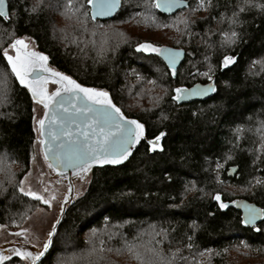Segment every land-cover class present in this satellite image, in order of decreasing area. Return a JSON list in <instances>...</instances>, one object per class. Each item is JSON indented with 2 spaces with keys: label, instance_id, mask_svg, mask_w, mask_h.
I'll use <instances>...</instances> for the list:
<instances>
[{
  "label": "trees",
  "instance_id": "trees-1",
  "mask_svg": "<svg viewBox=\"0 0 264 264\" xmlns=\"http://www.w3.org/2000/svg\"><path fill=\"white\" fill-rule=\"evenodd\" d=\"M186 1L188 9L167 16L155 0H121L119 12L107 21L91 19L87 0L79 5L91 25L125 24L131 16L148 25L144 16L150 14L153 28L161 30L188 15L182 38L169 44L186 51L174 72L157 52L137 51L149 40L120 45L108 38L102 47L84 36L55 34L53 15L64 14L68 0H8L9 18L0 17V159L11 172L0 180V227L21 226L43 206L19 190L32 166L37 133L31 96L4 59L15 38L32 39L53 67L109 92L127 117L146 126L148 139L164 133L161 149L144 141L125 164L92 172L40 264H59L70 253L80 254L74 264H162L161 255L163 264H264V219L245 226L236 208L245 199L264 212V10L246 8L230 25L228 17L243 0H212L198 17L191 13L198 0ZM232 31L238 38L226 43L222 33ZM225 56L235 57L234 63L223 67ZM208 75L215 82L211 98L182 105L173 99L176 89L211 82ZM233 167L237 172L229 177ZM63 234L70 235L66 255ZM118 252L124 256L117 258Z\"/></svg>",
  "mask_w": 264,
  "mask_h": 264
},
{
  "label": "snow or ice",
  "instance_id": "snow-or-ice-1",
  "mask_svg": "<svg viewBox=\"0 0 264 264\" xmlns=\"http://www.w3.org/2000/svg\"><path fill=\"white\" fill-rule=\"evenodd\" d=\"M68 2L70 3L71 0H68ZM87 2L94 7V15L104 14L109 4V0H87ZM166 3L170 7L175 3V0H166ZM3 4L4 0H0V17L8 19L9 17L3 11ZM156 6L159 7V3H157ZM211 7L212 0H198L197 8L193 9V11L208 10ZM236 7L238 11H233L232 16L228 17L230 25L239 22L240 13H243L246 8L251 9L256 7L264 10V5L255 3V0H243V3L238 4ZM33 11H35V9H33ZM221 20H223V14H221ZM183 23L187 25L189 21L185 20ZM222 35L226 38L225 42L229 44L235 43L238 38V34L235 31H232L230 35L227 33H222ZM17 45L20 47H17ZM12 47L15 48L17 53L15 57L9 55L7 51L4 52V59L7 60L11 73L15 75L16 79L23 87L28 89L33 101L41 104L44 109L45 118H41L37 121L40 126V136L42 137L39 143L44 152V159L48 162L50 168H55L57 166L52 163L54 160L61 166L69 165L73 168L78 167L81 172H86L88 166L92 162L120 163L122 160L127 159L129 155V146L143 136L144 126L142 124L135 120H125L123 115L120 114V109L115 107L111 100L108 99L107 92L81 87L75 80L59 72H52L51 75L54 78L52 82L61 85V87L57 88L55 92L49 95L45 88L47 80L42 79L40 72L33 71L38 65L43 71H48V69L43 68V64L47 60V57L35 52L21 51V48L26 49L27 45L19 39L15 40ZM145 49H151L161 54L167 52L166 49H157L150 44L139 45L137 51ZM175 55L178 54L168 53L167 58L170 63L174 62ZM234 61L235 57L225 56L222 66L227 67L234 63ZM30 74L32 77L31 79H29ZM209 79H211V77H209ZM175 91L180 93L182 90L176 89ZM209 91H215V88L200 89L198 90V94H206ZM62 93L69 94V96L74 99H78L80 94L83 93L84 97L90 101L89 104H85L83 107H77L76 104L72 105L77 113L82 115L86 113L85 119L89 120L86 126L88 130L82 129L76 140L71 139L72 133L66 127L65 114L69 113V108L66 107L65 104L71 103V100L66 101ZM173 99H177V97H173ZM94 105H100L101 107L95 108L93 107ZM33 111L35 112V109H33ZM97 129H99V131H97ZM61 134L68 138V143H60L58 149L52 147L53 142L60 141ZM163 135L164 133H160L155 137V141L158 142ZM80 136L83 138L80 139ZM45 137L48 139H44ZM92 137H95L94 142L91 139ZM237 139H239V136H237ZM149 144H153V141H149ZM109 157L111 158L109 159ZM217 167H219V165H217ZM23 183L24 181L21 180L20 184L23 185ZM19 190L24 192L22 187ZM24 194L30 196L34 200L41 201L45 204L48 203L47 200H44L43 197L36 192L29 191L24 192ZM215 199L219 201L220 196L217 195ZM220 207L224 208L226 205L221 204ZM255 215H258L255 210L249 209V216L254 217ZM51 235L52 233L50 232L49 236ZM156 243H162V240ZM44 248H48L47 243L44 245ZM129 251L132 252L138 260L141 259L139 254L134 252L132 248H129ZM17 255H20V253L17 252ZM42 255L43 253L41 252L35 257H32L31 253H24L25 257L32 258L33 261ZM161 260L163 264L162 255ZM168 264H170V261Z\"/></svg>",
  "mask_w": 264,
  "mask_h": 264
},
{
  "label": "water",
  "instance_id": "water-1",
  "mask_svg": "<svg viewBox=\"0 0 264 264\" xmlns=\"http://www.w3.org/2000/svg\"><path fill=\"white\" fill-rule=\"evenodd\" d=\"M155 2H156V4L159 3V5H160L159 7L156 6L157 10L160 13L167 15V16L174 15V14H176L180 11L186 10L190 7V3L186 0H175V3H173L170 7L167 5L166 0H155ZM120 7H121V0H109V4L105 9L104 14L94 15L95 9L92 5H90V16H91L93 21L112 20L114 18V16L119 12ZM3 11L6 13L7 16H9L8 0H4ZM2 18H4V17H2ZM4 19H6V18H4ZM19 40H22L24 42V44L27 45V48L26 49L21 48V51L35 52V53H38L40 55L47 57V60L43 64V68L48 69V71H43V69L39 65L37 67H35L33 69V71L34 72H40L42 79L47 80V83L45 84V88H46L49 95H51V93L55 92L57 90V88L61 87V85L54 84L52 82L54 79L51 75L52 72H59L63 75L68 76L69 78H71L72 80H75L78 84H80L81 87L91 88V89H95L97 91L107 92L105 90L93 88L91 86L88 87V86L82 85L73 77H71V76L59 71L55 67H53L50 63V59L48 58V56L45 53H43L42 51H40L36 47L35 48L30 47L28 42H26L24 39H22V37L19 38ZM14 42L12 43V45L14 44ZM12 45H11L12 54H9V55L15 57L17 53H16L15 48L12 47ZM17 47H20V46L17 45ZM159 49H166L167 50V52L163 53V54L157 52V55L159 56V58L165 63V65L170 70L176 72L181 67V65L184 63L185 58H186V54H185L186 51L184 49L182 50L181 48H175V47H171V46H161ZM168 53L178 54V55H175V60L173 63L169 62V59L167 58ZM31 78L32 77L30 74L29 79H31ZM18 83L20 84L19 81H18ZM210 87L215 88V82L214 81H211V82L206 83V84L197 82L196 84H194L193 86H191L189 88H181L182 91L180 93L176 94L175 97H177V99H175V101L179 105L189 104V103L196 102V101H205V100L211 98L214 95L215 91H209L206 94H198V90L210 88ZM25 89H27V88H25ZM107 93H108V99L111 100L112 104L115 107L120 109V114L123 115L125 120H135L138 123L142 124L137 119L127 117L126 114L123 112V110H121V108L115 104L111 94L109 92H107ZM29 94L31 96L30 92H29ZM62 95L64 96L66 101L71 100V103L65 104V106L69 108V113L65 114V116H66V127L72 133L71 139L76 140L78 138V134L81 132L82 129L88 130L86 126H87L89 120L85 119V117L87 115L86 113L83 115L80 113H77L75 111V109L72 107V105L76 104L77 107H83L85 104H89L90 101H88L84 97L83 93L80 94L78 99H74V98L70 97L69 94H66V93H62ZM31 99H32V96H31ZM32 101H33V99H32ZM33 104L35 106H37L38 103H35L33 101ZM38 106H40L42 108V117L41 118H45L43 106L41 104H38ZM93 107L100 108L101 106L100 105H94ZM46 123H47V119H46ZM142 125L144 126V124H142ZM36 126H37L36 127V131H37L36 149L39 151L41 159H42L44 165L46 166V169H47L48 173L50 174V176L54 180H56L57 182L65 183L67 185V190H66V193H64L63 198L58 203L57 217H56V219L53 223V226L50 230L52 235L49 236L50 232L48 233V237L44 241L42 247L41 248H35V247L31 246L30 244L23 243V242H11V243L4 244L3 246H0V264H6L13 259L25 260L28 264H40L42 261H44L46 256L55 247L54 242H55L56 236L58 234L57 232H58V230H59V228H60V226L64 220L65 215L67 214L69 209L76 203V201L80 199V198H78L79 194L76 192V185H75L76 181L78 179L84 180L88 176L92 175V172L97 168H103V167H107V166L118 167V166L125 164L126 162H128L132 158L133 154L135 153V151L137 150L139 145L144 141L147 144H149V141H153V144H149V146L152 149H161L162 144H163V139H164V136H161V138L158 142L155 141V138L154 139H148L146 136L147 135L146 126H144L143 136L138 141H136L135 143H133L129 146V155H128L127 159L122 160L120 163L92 162L88 166V169L86 172H81L80 168H78V167L73 168L69 165L61 166L58 162H56L54 160L52 161V163L56 164L57 166L55 168H50L48 166V162H46L44 159V152L42 151L40 143H39V141L42 137L40 136V126H39L38 122H36ZM97 131H99V129H97ZM79 138L82 139L83 137L80 136ZM44 139L47 140L48 138L45 137ZM91 139L93 142L95 141V137H92ZM60 143L67 144L68 138L64 137L61 134L60 141L53 142L52 147L58 149ZM110 158L111 157H109V159ZM236 172H237V168L233 167L228 171V176L233 177ZM236 208L240 212H242L241 215H242V219H243L245 226L255 227L258 224H260L264 219L263 210L261 208H259L258 206H256L255 204L249 202L248 200H245V199L237 200L236 201ZM249 209H254L258 215H255L254 217H250L249 216ZM46 243L48 244L47 249L44 248V245ZM17 252H19L20 255H17ZM41 252L43 253V255L39 256V258L35 259L34 261L32 258L24 256V253H31L32 257H35L38 253H41Z\"/></svg>",
  "mask_w": 264,
  "mask_h": 264
},
{
  "label": "rangeland",
  "instance_id": "rangeland-1",
  "mask_svg": "<svg viewBox=\"0 0 264 264\" xmlns=\"http://www.w3.org/2000/svg\"><path fill=\"white\" fill-rule=\"evenodd\" d=\"M80 4H82V0H71V2L69 3V7L64 14L62 13L59 15L57 14L55 16L53 15L56 21V24L54 25L55 34L57 35L69 34L71 39H78L79 37L84 36L85 38L87 37L86 39L88 41L93 40L94 43L95 42L97 43L99 41L102 47H104L105 44L109 43V41L107 40L108 38L109 40L111 39L110 42L120 45L126 42L134 43L136 39H142L143 41L149 40L146 42H148V44L152 45L154 48H156L155 44H158L159 48L161 46H170L169 44H171L172 42H176V40L178 41L179 39L182 38L183 31L188 25V24L185 25L183 21L189 20L187 19L188 15L186 16L185 13L181 14L178 16L176 21H174L175 26L169 24L164 26V28L166 29H161V30L158 28H153L151 22H149L152 20L151 19L152 16L150 14L144 16L146 17L144 18V21L148 20V25L143 23L139 24L138 21L136 20V18H138L137 16L129 17L126 20L127 23L125 24L110 22L107 24L98 23L91 25L88 22L87 19L88 17L86 13L81 8L82 5L79 6ZM193 12L195 13V16L198 17L199 14L202 12V10H196V11L192 10L191 13ZM183 25H185L184 29H182ZM172 26L174 27V29H171ZM180 26L181 28H179ZM66 28L69 29L70 33L66 32ZM80 31H82L83 33L81 34ZM16 39L19 38H15L7 46V48H5L4 52L7 51L8 54H12L11 45ZM22 39L28 42L30 47L32 48L36 47V44L33 42L32 39L27 37H22ZM209 77L210 76L208 75L207 80L212 81L213 77H211V79H209ZM41 117H42V108L37 104V106H35V119H34L35 129L37 127L36 122ZM6 163H7L6 161L0 159V180L5 179L11 172L10 167ZM22 180L24 181V183L23 185H20V188L22 187L24 189V192H29V191L36 192L38 195L42 196L44 200H47L48 203L45 204L40 201L43 204V206H41L34 213H32L21 226L10 227L9 225H4L0 227V246H3L4 244L11 242H23V243H28L35 248H41L44 241L48 237V233L50 232L53 223L57 217L58 203L63 198L64 193H66L67 185L63 182H57L50 176L37 149L35 150L34 153L33 162L30 171ZM90 180H91V175L85 178L84 180L78 179L76 181L75 185H76V192L79 194L78 198H81L85 194V191L89 186ZM24 192L22 193L24 194ZM58 234L56 236V239L58 237ZM56 239L54 242V246L56 244ZM69 239H70L69 234L65 236L63 234L62 241L65 245V247L63 246V253L65 255L69 253L68 252L69 250L67 251L66 249L68 247L66 245H68L67 241H69ZM61 245L63 244L61 243ZM240 251H247V250L246 248H243ZM95 254L97 255V252ZM115 256H117V258L118 257L122 258L124 254L118 252L115 254ZM62 259L68 260V264L70 263V261L71 264H74L72 263V261H77L78 263L79 261H81L78 260L81 259L80 254L78 253L77 254L70 253L69 257L64 256L62 257ZM62 259L61 257H59L60 260L59 264H62ZM20 261L23 264H28L25 260H20ZM257 261L259 262V260ZM109 262H110L109 260L108 262L107 260H105L106 264H108ZM96 264H98V262ZM110 264H112V262H110Z\"/></svg>",
  "mask_w": 264,
  "mask_h": 264
},
{
  "label": "flooded vegetation",
  "instance_id": "flooded-vegetation-1",
  "mask_svg": "<svg viewBox=\"0 0 264 264\" xmlns=\"http://www.w3.org/2000/svg\"><path fill=\"white\" fill-rule=\"evenodd\" d=\"M91 17V16H90ZM92 19V18H91ZM99 21V20H98Z\"/></svg>",
  "mask_w": 264,
  "mask_h": 264
}]
</instances>
